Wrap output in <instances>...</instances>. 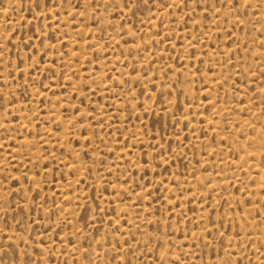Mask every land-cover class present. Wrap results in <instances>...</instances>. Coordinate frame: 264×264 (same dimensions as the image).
<instances>
[{"label": "rangeland", "instance_id": "1", "mask_svg": "<svg viewBox=\"0 0 264 264\" xmlns=\"http://www.w3.org/2000/svg\"><path fill=\"white\" fill-rule=\"evenodd\" d=\"M0 264H264V0H0Z\"/></svg>", "mask_w": 264, "mask_h": 264}]
</instances>
